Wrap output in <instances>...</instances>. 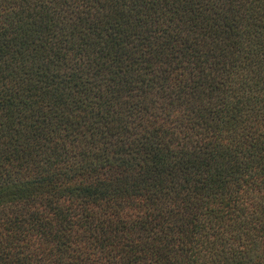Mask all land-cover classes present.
<instances>
[{"label":"trees","instance_id":"obj_1","mask_svg":"<svg viewBox=\"0 0 264 264\" xmlns=\"http://www.w3.org/2000/svg\"><path fill=\"white\" fill-rule=\"evenodd\" d=\"M0 264H264V0H0Z\"/></svg>","mask_w":264,"mask_h":264}]
</instances>
